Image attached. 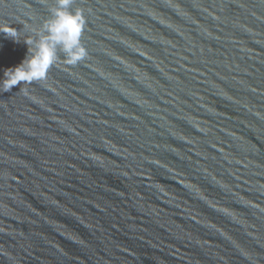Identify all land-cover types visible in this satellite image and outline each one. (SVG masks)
Segmentation results:
<instances>
[{
	"label": "water",
	"instance_id": "water-1",
	"mask_svg": "<svg viewBox=\"0 0 264 264\" xmlns=\"http://www.w3.org/2000/svg\"><path fill=\"white\" fill-rule=\"evenodd\" d=\"M55 6L0 0V79ZM69 10L86 57L0 84V264H264V0Z\"/></svg>",
	"mask_w": 264,
	"mask_h": 264
},
{
	"label": "clouds",
	"instance_id": "clouds-1",
	"mask_svg": "<svg viewBox=\"0 0 264 264\" xmlns=\"http://www.w3.org/2000/svg\"><path fill=\"white\" fill-rule=\"evenodd\" d=\"M71 2L56 0L52 16L43 24L38 39L25 41L31 50L28 47L24 60L14 68L4 69V78L0 79V84L5 92L17 85L45 79L61 53L67 63L73 65L86 57V50L80 40L85 20L79 10H69ZM10 34L15 36L14 31Z\"/></svg>",
	"mask_w": 264,
	"mask_h": 264
}]
</instances>
